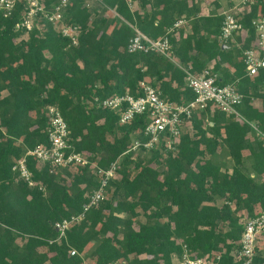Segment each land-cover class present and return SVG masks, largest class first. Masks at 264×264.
Wrapping results in <instances>:
<instances>
[{
  "label": "trees",
  "instance_id": "obj_1",
  "mask_svg": "<svg viewBox=\"0 0 264 264\" xmlns=\"http://www.w3.org/2000/svg\"><path fill=\"white\" fill-rule=\"evenodd\" d=\"M58 1L42 0L46 11ZM252 1L237 15L246 30L235 35L239 49L222 48V14L196 0H141L148 8L143 14L131 10L126 0H102L92 9L85 0H68L65 20L79 28L76 45L45 19L35 21L26 40L17 41L26 33L16 27L24 4L18 2L8 16L0 11V264H175L173 257L184 246L192 258L207 263H236L241 218L264 211V181L259 179L264 174V70L251 76L237 61L241 50L255 42L252 20L264 16V0ZM104 5L152 38L166 34L174 56L192 71L214 59L218 83L234 82L242 96L236 108L244 120L209 105L193 113L177 152L141 148L147 158L124 153L134 138L143 139L147 114L121 125L120 110L101 106L103 99L125 92L139 95L142 80L165 100L189 101L193 93L173 62L155 53L128 52L133 29L102 15ZM196 14L200 16L188 25L191 32L184 33V24L173 27ZM92 15L101 17L95 21ZM225 66H232L233 73ZM48 105H56L65 118L74 150L88 155L85 166L51 173L48 165L40 166L26 154L48 143ZM222 150L232 160L231 171L218 159ZM243 150L252 157L253 177L241 169ZM21 157L42 188L28 187L12 170ZM118 157L106 198L83 212L88 195L98 187L92 164L106 167ZM80 213V221L56 240L54 223ZM141 215L146 221L136 223ZM259 239L264 241V232ZM251 264H264V255L256 252Z\"/></svg>",
  "mask_w": 264,
  "mask_h": 264
},
{
  "label": "built area",
  "instance_id": "obj_2",
  "mask_svg": "<svg viewBox=\"0 0 264 264\" xmlns=\"http://www.w3.org/2000/svg\"><path fill=\"white\" fill-rule=\"evenodd\" d=\"M129 0V5L131 6ZM236 1V0H235ZM20 2L24 4V16L17 28H25L26 33L32 28L35 21L45 19L57 26L63 37L70 40L72 45H76L78 36V26L76 23H68L65 20V10L68 0H59L51 10L46 11L42 0H0V11L3 16H8L14 10L15 5ZM102 4V0H86L85 6L88 8L92 3ZM232 6L224 10L220 25L219 38L226 43L232 41L235 35L245 32L243 24L237 19L238 13L247 11L252 0L232 1ZM121 17V16H120ZM134 31L127 44V51L130 53H155L179 66L185 73L184 82L192 93L193 98L189 101L175 102L165 100L159 92L147 81L139 82L141 90L139 95H132L125 92L121 95H112L101 101V106L111 110H120L118 123L130 124L138 114L146 113L148 121L141 131L143 139L134 138L129 144V148L124 152L133 154L143 148L146 151L154 148L164 147L163 150L177 152L179 138L185 128L191 129V118L194 112L210 108H218L226 116L234 115L235 119L243 121V117L238 112L236 105L241 102V94L237 91L234 82L219 84L220 74L213 71V66H205L200 71H192L190 66H182L173 54V47L169 37L165 34L162 37L152 38L124 20ZM185 23V20H177L173 27L177 28ZM255 30V42L247 48L241 50L240 60L245 65L248 75H256L260 70H264V16L257 15L252 20ZM172 28L166 30L170 32ZM47 116V144H39L32 150H27L26 154L34 156L40 166L48 165L50 172H57L65 167H83L88 164V155L77 152L71 143L70 130L65 118L62 116L56 105L46 107ZM256 129V126L252 124ZM163 145V146H162ZM123 153V154H124ZM121 157H118L106 167L93 165V171L98 181V187L88 195V202L83 205V212L92 206H97L100 201L106 198V187L109 180L116 175ZM30 188L37 187L38 183L32 178V173L25 164V157L17 159L12 167ZM42 188V186H39ZM83 217V213L72 215L69 219H63L54 223L58 232L56 240L65 237L69 227ZM243 230L240 235L239 246L233 252L234 264H251L256 255L257 243L260 235L264 232V211H256L249 217L241 218ZM183 252L174 255L173 261L176 264H216L207 263L204 258H192L186 247H182ZM71 255L76 251L71 250ZM123 261H115L111 264H123ZM82 264H91L83 261Z\"/></svg>",
  "mask_w": 264,
  "mask_h": 264
},
{
  "label": "rangeland",
  "instance_id": "obj_3",
  "mask_svg": "<svg viewBox=\"0 0 264 264\" xmlns=\"http://www.w3.org/2000/svg\"><path fill=\"white\" fill-rule=\"evenodd\" d=\"M86 1V0H85ZM149 1H151V0H149ZM197 1V3H199V5L200 6H202L203 4V1H204V5L202 6V7H205V8H207L208 9V11H211L212 9L214 10V11H220V12H222V10H224V7L226 6H228V4H227V2L225 3V5H221L220 3H221V1L222 0H196ZM218 1H220V3L218 2ZM236 1H238V0H236ZM235 0H234V2H236ZM141 0H132L131 1V6L129 5L130 3H129V0H126V3H127V5H128V7L131 9V10H133V9H135V8H137V10L139 11V13L140 14H143L148 8H147V5H145V6H141ZM94 3H97L98 5H102V4H100V3H98V2H94ZM94 3H92V5L94 4ZM209 3V7H208V4ZM92 5L90 6V7H88V9H92ZM104 9H106L107 11L105 12V13H101L102 15H105L109 20L112 18H118L121 22L122 21H124L125 19L121 16L120 17V15L118 14V13H116L115 12V9H113V8H110V7H106L105 5H104ZM225 7V8H226ZM221 8V9H220ZM96 14H98V13H96ZM200 15V14H199ZM92 17V19H94L95 18V21L96 20H98L100 17H101V15H98L97 17H96V15H92L91 16ZM112 21H114V19L112 20ZM112 24V23H111ZM109 25V28H108V32H110L112 29H113V24L112 25ZM27 37H28V34L27 33H22V34H20L18 37H17V41H20V40H26L27 39ZM227 66H225L224 68H226ZM228 71H229V69H230V71H232V72H230V73H233V70H232V67H230V68H226ZM222 72V71H221ZM3 93V95H6L7 93H6V91H3L2 92ZM206 122V121H205ZM206 123H208V125H211L210 124V122L208 121V122H206ZM207 125V126H208ZM218 154V159H220V160H222L223 161V163H224V167H223V169L224 170H227V171H231V168H232V160H231V158L226 154V152H224L223 150L221 151V152H218L217 153ZM134 156L135 157H138V158H140V157H145L146 156V158L149 156V153H145V152H142V151H138L137 153H135L134 154ZM164 157H166V155H164ZM242 157H243V161H242V164H241V169L245 172V173H247V174H250V176L251 177H253L254 176V174L252 173V171H251V168H250V165H251V162H252V157H251V155H250V153H249V151L248 150H243L242 151ZM163 158V157H162ZM259 179L261 180V181H264V174L263 175H261L260 177H259ZM218 203L220 204L221 203V201H218ZM146 221V217H144V216H140L138 219H137V221H136V223H140V222H145ZM263 239H259V241H258V243H257V250H256V252H257V254L258 255H264V241H262ZM175 264H176V262H174Z\"/></svg>",
  "mask_w": 264,
  "mask_h": 264
},
{
  "label": "crops",
  "instance_id": "obj_4",
  "mask_svg": "<svg viewBox=\"0 0 264 264\" xmlns=\"http://www.w3.org/2000/svg\"><path fill=\"white\" fill-rule=\"evenodd\" d=\"M232 1H234V0H222L221 3H220V1H218V2H219L221 5H225V3L227 2L228 6H227V7L225 6L226 8L224 7V10H226V9H228L230 6H232V3H233ZM202 4L204 5V1H203ZM203 5H202V6H203ZM207 5H208V7L210 6L209 3H208ZM220 9H221V8H220ZM224 10H222V12H223ZM211 11H213V12H215V13H217V14H221V13H222V12H220L221 10H220L219 12H218V11L216 12V11H214V10L212 9ZM199 16H200V15H197V14H196L195 16H192L191 19H190L189 21H186L185 23H183V24L185 25V30H184V33H185V34L191 32V29L189 28L188 25L194 21V17L197 18V17H199ZM183 24H182V25H183ZM182 25H180V26H182ZM180 26H179V27H180ZM177 28H178V27H177ZM177 28H175V29H177ZM213 37H214V36H211V35H210V38H213ZM231 42H232V43H231ZM231 42L228 41V42L226 43L227 45L223 43V44H222V48L224 49V48H226L227 46H228V47L236 46V47H237L236 49H239V47H241L240 44H239V42H236L235 38H234ZM233 52H234V54H235V53H236V50L233 49ZM235 57H237V56H235ZM204 58H205V55L201 56V59H204ZM237 61H241V60H237ZM214 63H215V60L212 59V60H210V61L207 63V65H209V66H213ZM230 67H232V66H230ZM230 67H229V68H230ZM232 70L234 71L233 67H232ZM229 72H232V71H230V69H229ZM255 101H260V100H259V98H258V99H256Z\"/></svg>",
  "mask_w": 264,
  "mask_h": 264
}]
</instances>
